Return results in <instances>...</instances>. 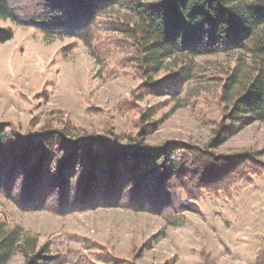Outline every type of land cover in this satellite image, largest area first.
Returning <instances> with one entry per match:
<instances>
[{
	"label": "rangeland",
	"instance_id": "obj_1",
	"mask_svg": "<svg viewBox=\"0 0 264 264\" xmlns=\"http://www.w3.org/2000/svg\"><path fill=\"white\" fill-rule=\"evenodd\" d=\"M131 8L91 45L0 18V228L35 244L5 264H264V121L230 119L256 58L178 55L151 82Z\"/></svg>",
	"mask_w": 264,
	"mask_h": 264
},
{
	"label": "trees",
	"instance_id": "obj_2",
	"mask_svg": "<svg viewBox=\"0 0 264 264\" xmlns=\"http://www.w3.org/2000/svg\"><path fill=\"white\" fill-rule=\"evenodd\" d=\"M124 2L136 14L126 29L137 43L144 77L152 82L165 61L178 55L247 50L256 58L257 68L235 98L230 119L264 121V0H0V18L35 25L48 36L78 37L91 45L96 19ZM11 37L10 29L0 30V43ZM1 136L2 145H7ZM98 161L104 158L98 155ZM31 241L23 240L20 229L5 232L0 228V264L17 250L29 256L35 250ZM29 264L49 263L34 255Z\"/></svg>",
	"mask_w": 264,
	"mask_h": 264
}]
</instances>
